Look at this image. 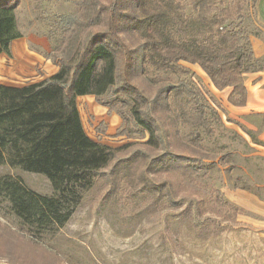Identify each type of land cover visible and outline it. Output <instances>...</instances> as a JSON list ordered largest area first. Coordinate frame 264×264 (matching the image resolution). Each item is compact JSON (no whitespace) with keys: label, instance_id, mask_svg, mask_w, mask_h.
<instances>
[{"label":"trees","instance_id":"obj_1","mask_svg":"<svg viewBox=\"0 0 264 264\" xmlns=\"http://www.w3.org/2000/svg\"><path fill=\"white\" fill-rule=\"evenodd\" d=\"M191 8L188 13L184 2ZM92 9L88 30L58 70L22 86L0 83V165L45 176L52 194L28 189L20 180L0 176V197L22 228L31 235L62 227L81 202L82 192L102 182L103 202L134 197L148 188L146 174H168L151 186L170 205L175 192L188 193L189 211L210 209L242 213L219 189L198 181L200 160L170 148V130L189 125V136L200 143L198 128L210 133L209 105L200 86L187 79H155L149 91L135 78L148 68L181 72L180 62L196 65L217 91L229 89L226 102L244 107L248 91L244 74L262 69L250 36L240 26L243 4L256 0H84ZM19 0H0V54L10 55L11 41L20 37L15 10ZM77 15H56V28L68 42L79 27ZM178 34H174L173 30ZM139 32L130 47L122 33ZM92 95L115 112L131 137L133 125L146 139L114 147L88 136L76 99ZM151 150L156 154L151 155ZM182 198V197H181Z\"/></svg>","mask_w":264,"mask_h":264},{"label":"rangeland","instance_id":"obj_2","mask_svg":"<svg viewBox=\"0 0 264 264\" xmlns=\"http://www.w3.org/2000/svg\"><path fill=\"white\" fill-rule=\"evenodd\" d=\"M83 2L19 0L15 17L20 37L29 49L52 62L68 57L88 30L93 14ZM184 5L189 13L190 6L186 1ZM59 14L77 15L80 20L69 42L62 40L56 28ZM243 14L240 26L250 36L262 65L260 71L244 74L246 108L229 106L225 101L228 90H215L196 65L186 62H180L184 70L178 73L148 68L143 78H135L148 91L156 86L155 79L184 78L201 87L209 105L211 132L198 128L200 143L196 144L189 136L192 127L178 125L170 130V148L199 159L198 181L219 189L224 199L243 212L210 209L201 216L187 209L189 198L184 195L188 193L180 192L174 194L178 205H170L151 186L172 177L148 173L149 190L105 202L101 200L102 182L96 180L82 192L81 202L62 227L31 235L11 213L8 201L0 197V264H264V0H256L254 6L243 4ZM121 35L130 47L142 39L138 31ZM76 102L90 136L114 147L137 142L132 148L144 149L146 134L139 138L141 133L131 124V137L119 134L124 127L121 118L94 96ZM3 175L20 180L32 191L53 193L41 174L2 164Z\"/></svg>","mask_w":264,"mask_h":264},{"label":"crops","instance_id":"obj_3","mask_svg":"<svg viewBox=\"0 0 264 264\" xmlns=\"http://www.w3.org/2000/svg\"><path fill=\"white\" fill-rule=\"evenodd\" d=\"M26 45H27L26 42L22 40L21 37H18L11 41V44H10L11 55L10 56H8L5 53L0 54V83L1 84L9 85V86H22L27 83L40 81L46 77L53 75L55 72H57L59 68L57 61L52 62L50 58H45L33 52ZM36 69H39V73L36 71ZM27 79H31V80H27ZM225 90H228L226 94L228 95L229 89H225ZM84 96L92 97V95H84ZM84 96H78L76 100ZM247 106H248V99L244 107H236V108L244 109ZM78 110H79V107H78ZM234 110H237V109H234ZM79 114H80L81 122L83 125L80 110H79ZM83 128H84V125H83ZM85 132L88 134L86 130ZM88 136L90 135L88 134ZM90 137L93 138L92 136ZM100 142H103V141H100ZM103 143H106V142H103Z\"/></svg>","mask_w":264,"mask_h":264}]
</instances>
